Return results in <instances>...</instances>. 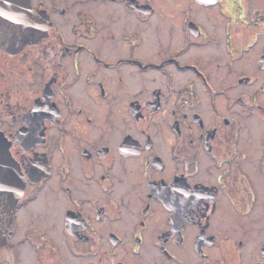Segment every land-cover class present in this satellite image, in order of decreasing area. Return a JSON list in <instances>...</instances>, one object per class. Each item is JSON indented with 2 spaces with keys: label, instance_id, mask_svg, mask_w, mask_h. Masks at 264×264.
Here are the masks:
<instances>
[{
  "label": "flooded vegetation",
  "instance_id": "1",
  "mask_svg": "<svg viewBox=\"0 0 264 264\" xmlns=\"http://www.w3.org/2000/svg\"><path fill=\"white\" fill-rule=\"evenodd\" d=\"M0 140V264H264V0H0Z\"/></svg>",
  "mask_w": 264,
  "mask_h": 264
},
{
  "label": "water",
  "instance_id": "2",
  "mask_svg": "<svg viewBox=\"0 0 264 264\" xmlns=\"http://www.w3.org/2000/svg\"><path fill=\"white\" fill-rule=\"evenodd\" d=\"M25 186L18 164L10 156L7 145L0 140V246L5 241Z\"/></svg>",
  "mask_w": 264,
  "mask_h": 264
}]
</instances>
